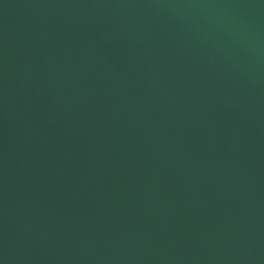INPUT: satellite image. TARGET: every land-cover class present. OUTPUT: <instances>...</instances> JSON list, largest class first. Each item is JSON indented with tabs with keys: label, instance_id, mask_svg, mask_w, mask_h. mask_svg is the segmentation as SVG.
Masks as SVG:
<instances>
[{
	"label": "water",
	"instance_id": "95a60500",
	"mask_svg": "<svg viewBox=\"0 0 264 264\" xmlns=\"http://www.w3.org/2000/svg\"><path fill=\"white\" fill-rule=\"evenodd\" d=\"M0 264H264V0H0Z\"/></svg>",
	"mask_w": 264,
	"mask_h": 264
}]
</instances>
